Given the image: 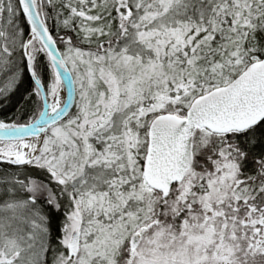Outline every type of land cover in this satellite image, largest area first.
I'll use <instances>...</instances> for the list:
<instances>
[{"label":"snow or ice","instance_id":"obj_1","mask_svg":"<svg viewBox=\"0 0 264 264\" xmlns=\"http://www.w3.org/2000/svg\"><path fill=\"white\" fill-rule=\"evenodd\" d=\"M0 264H264V0H0Z\"/></svg>","mask_w":264,"mask_h":264}]
</instances>
